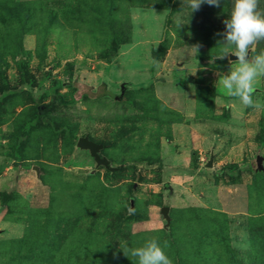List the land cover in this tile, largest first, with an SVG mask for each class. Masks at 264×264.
<instances>
[{
    "label": "rangeland",
    "instance_id": "1",
    "mask_svg": "<svg viewBox=\"0 0 264 264\" xmlns=\"http://www.w3.org/2000/svg\"><path fill=\"white\" fill-rule=\"evenodd\" d=\"M14 1L67 11L50 29L48 13L43 26L14 23L17 39L0 26V264H135L124 245L153 237L173 264H264V172L251 169L264 168V108L217 83L231 0L195 12L115 2L99 24L69 14L76 0ZM254 87L264 104V77ZM84 136L112 169L75 146ZM26 229L28 249L15 243Z\"/></svg>",
    "mask_w": 264,
    "mask_h": 264
},
{
    "label": "clouds",
    "instance_id": "2",
    "mask_svg": "<svg viewBox=\"0 0 264 264\" xmlns=\"http://www.w3.org/2000/svg\"><path fill=\"white\" fill-rule=\"evenodd\" d=\"M190 12L199 11L202 4L219 6L220 0H182ZM224 30L217 33L221 40L217 43L224 50L220 59L235 57L230 60V67L226 73H217V83L227 91L229 97L238 101L245 108H264L258 100H253L255 83L264 77V50L256 52V46L264 41V9L260 8V0H231V9L227 18L223 20ZM200 45H193L190 49L197 54ZM253 53H255L253 55ZM157 238L145 240L140 246L124 245L123 254L131 256L135 264H173L165 248Z\"/></svg>",
    "mask_w": 264,
    "mask_h": 264
},
{
    "label": "trees",
    "instance_id": "3",
    "mask_svg": "<svg viewBox=\"0 0 264 264\" xmlns=\"http://www.w3.org/2000/svg\"><path fill=\"white\" fill-rule=\"evenodd\" d=\"M77 6L75 9H70L69 14L71 15H87L88 13H91L95 15L94 20H90V23H96L99 24L101 23L102 20H104L106 17H112L114 15V11H112L111 8L114 7L115 2L117 3H122V2H128L131 5H140L143 4V2L146 1H141V0H76ZM40 4V3H38ZM36 3H18L15 2L14 0H0V26H2L3 29L10 31L14 33L13 38L17 39L18 35H16L14 28L12 25L14 23H17L20 27L22 28H36L37 26H43V22L41 21V17L45 14L48 13L52 18L49 20V24L46 25L44 29H50L52 24H57V17L58 15H64L65 11L63 6L58 7L56 10L52 11L50 9H46L45 7L38 6ZM88 4H92L94 8L88 7ZM41 5V4H40ZM64 12V14H63ZM9 33H6V37L8 38L10 35ZM10 38V37H9ZM10 38L11 46L7 47L4 52L5 54L9 55H15L18 59L16 61V66L17 70L19 72L23 71V55L22 51L19 45V41H16L14 39ZM112 45L114 47H117L120 44H123L127 42L126 39H112ZM5 49V48H4ZM161 52V48L157 49L156 52L152 54L153 58L156 57L159 53ZM3 60H1V55H0V79L5 80V75L1 69V66L3 65ZM4 66V65H3ZM22 74V73H21ZM124 85V84H123ZM124 88L126 89L125 85ZM124 89V90H125ZM117 101V100H115ZM68 103L74 102V99L71 97L67 101ZM54 231H60L62 232V228L59 226L54 229ZM30 236L28 235V229L25 230L22 238L18 239L15 243L18 244L20 247H25V248H30ZM2 245V243H0ZM40 259V258H37ZM24 260H31V256L28 258H25Z\"/></svg>",
    "mask_w": 264,
    "mask_h": 264
},
{
    "label": "water",
    "instance_id": "4",
    "mask_svg": "<svg viewBox=\"0 0 264 264\" xmlns=\"http://www.w3.org/2000/svg\"><path fill=\"white\" fill-rule=\"evenodd\" d=\"M229 61H235V57H228L227 58ZM124 85L121 84L120 87H119V95L116 96L112 93H109V96L114 99V100H117L119 101L121 99V96L123 94V91H124ZM75 146L78 148V149H81V150H85L88 152V155L92 158L93 162L97 165V166H102L104 169H112L108 166V162L103 158V157H99L98 155V151L100 149H102V145L100 144H97V143H94L92 141H90L87 137H80L76 140L75 142ZM261 162H262V159L259 158L257 159L255 162H254V165L252 166V170L253 171H260V172H264V168L261 166ZM210 166V161H208L206 163V167H209ZM32 170L34 171L35 173V176L37 177L38 175V170L37 168L35 167H32ZM166 211H167V208L165 207H162L160 210H159V213L161 214V216L164 218L166 224L168 223V217L166 215Z\"/></svg>",
    "mask_w": 264,
    "mask_h": 264
},
{
    "label": "crops",
    "instance_id": "5",
    "mask_svg": "<svg viewBox=\"0 0 264 264\" xmlns=\"http://www.w3.org/2000/svg\"><path fill=\"white\" fill-rule=\"evenodd\" d=\"M2 212H3V210L1 209V210H0V216H1Z\"/></svg>",
    "mask_w": 264,
    "mask_h": 264
}]
</instances>
